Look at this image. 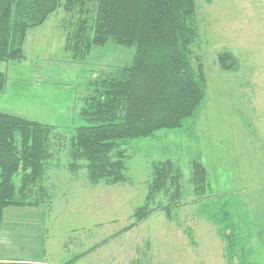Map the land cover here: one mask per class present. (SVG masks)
Listing matches in <instances>:
<instances>
[{"label":"rangeland","instance_id":"374dc122","mask_svg":"<svg viewBox=\"0 0 264 264\" xmlns=\"http://www.w3.org/2000/svg\"><path fill=\"white\" fill-rule=\"evenodd\" d=\"M195 2L199 38L191 47V61L195 67L202 65L205 99L194 124L186 118L180 128L128 143L126 184L91 186L86 170H69L67 147L75 129L84 125L78 112L88 83L102 71L131 65L134 46L109 41L73 62L65 39L77 16L58 9L41 26L28 30L23 61H0V71L7 75L0 112L53 125L58 131L51 138L55 154L44 182L51 202L3 211L0 260L39 259L43 236L45 259L54 264L99 244L133 222L134 210L145 202L152 163L170 159L183 173L182 206L173 212L175 220L168 221L155 210L130 232L107 242L104 255L116 249L120 263L129 264L149 245L150 264H227L226 242L201 210L203 204L217 206V197L227 192L237 193L239 201L248 200L253 217L258 215L255 210L264 212V0ZM221 52L236 56L237 71L219 68L216 58ZM195 155L208 171L210 199L197 198L193 192ZM165 202L163 197L156 200ZM247 231L241 225V238H247ZM251 243L246 239L244 249Z\"/></svg>","mask_w":264,"mask_h":264},{"label":"trees","instance_id":"16d2710c","mask_svg":"<svg viewBox=\"0 0 264 264\" xmlns=\"http://www.w3.org/2000/svg\"><path fill=\"white\" fill-rule=\"evenodd\" d=\"M58 9L77 16L74 30L65 39V51L73 62L84 60L93 47H103L109 41L135 48L131 65L102 71L88 83L78 112L84 125L75 129L67 147L69 170H86L91 186L126 184L128 143L154 138L159 130L180 128L186 118L195 120L205 99L202 65L195 67L191 61V47L199 38L196 2L0 0V61H23L28 30L41 26ZM216 60L222 71L239 69L231 52L219 53ZM6 84L7 75L0 71V93ZM56 129L0 112V225L8 207L38 208L51 202L44 182L54 159L51 138ZM182 180V170L172 160L152 163L145 202L134 210L133 222L85 253L130 231L155 210L174 221L173 212L182 206ZM190 183L197 198L210 197L212 185L200 155L191 160ZM159 197L166 202L157 204ZM216 201L217 206L203 204L201 212L218 226L217 233L226 242L227 264H233L234 259L238 260L235 264H252L251 248L244 249L249 238H241V225L250 229L248 212L237 193L219 195ZM0 264L43 263L0 260Z\"/></svg>","mask_w":264,"mask_h":264},{"label":"crops","instance_id":"0c3cea01","mask_svg":"<svg viewBox=\"0 0 264 264\" xmlns=\"http://www.w3.org/2000/svg\"><path fill=\"white\" fill-rule=\"evenodd\" d=\"M197 117H198V112H197L196 118ZM196 118H195V120L192 121L193 124H194V121L196 122ZM246 125L251 126V124H249V122H247ZM224 194H230V193L222 192L220 195H224ZM247 201H244L242 199L239 201V203H240V205L243 203L245 204V206L247 208L246 211L249 214L248 224L250 226V231H247V233H249V235L247 234V238H249L250 242L252 241L251 246H250V248L252 250V253H251L252 256H251L249 261L252 264H262L261 260H262V262H264V251H263L264 235L262 236V234H264V227H263L264 226V219H263L264 212L255 210L256 213H258V215L256 217H253V215L250 214V212L252 210V206L249 204V201L248 202ZM256 223H260V226ZM128 232H130V231H128ZM128 232H126V233H128ZM126 233H124V234H126ZM120 236H117V237H120ZM117 237H112V238H110L109 241L111 242L112 240L116 239ZM42 239L43 240H41V242L38 245L40 247V249L38 250L39 252H37V253H39V256H40L39 259H34V258H29V259L7 258V259H3V260H5V261L6 260L7 261L8 260H24V261H33V262H37V263H43V264H54V263L49 262L47 259H45V256H46L45 236H43ZM105 245H106V243L103 245H100L99 247H97L96 249H94L91 252L85 253L89 248H91V247H89V248H87V249H85V250H83L77 254H73L69 257H62L60 263H57V264H65V263L69 262L70 260L75 259V257L78 255H80V257L78 259H75L71 264H90V263L91 264H121L119 257H118L119 252H117L116 249H113V250L111 249L112 252L110 251L108 257L104 255L103 250H105V247H104ZM35 246H36V244H35ZM150 252L151 251L149 249V245H147L145 250H142L140 253L141 258L140 259L139 258L132 259V260H130L129 264H150L149 263ZM41 254L44 257V259L41 258Z\"/></svg>","mask_w":264,"mask_h":264}]
</instances>
